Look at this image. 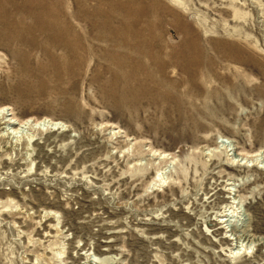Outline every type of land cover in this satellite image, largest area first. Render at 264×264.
I'll return each mask as SVG.
<instances>
[{"label": "rangeland", "instance_id": "rangeland-1", "mask_svg": "<svg viewBox=\"0 0 264 264\" xmlns=\"http://www.w3.org/2000/svg\"><path fill=\"white\" fill-rule=\"evenodd\" d=\"M1 1L8 29L53 20L87 37L80 76H58L66 53L47 39L43 54L0 38V108L43 125L30 143L0 141V264H264V0H161L139 52L112 42L111 0ZM178 26L245 90L214 96L156 75L179 62ZM109 52L148 78L114 85Z\"/></svg>", "mask_w": 264, "mask_h": 264}, {"label": "bare ground", "instance_id": "bare-ground-1", "mask_svg": "<svg viewBox=\"0 0 264 264\" xmlns=\"http://www.w3.org/2000/svg\"><path fill=\"white\" fill-rule=\"evenodd\" d=\"M150 1L152 2V4L145 5L143 0H119V1L111 0L108 6V10L112 12L116 8L117 12L120 14L119 26L116 28V30L111 36V40L116 46L128 48L134 50L135 52L140 51V49H137L138 46L137 33L138 32L145 33L144 30L142 29L143 21L155 15V13L158 12L161 13L164 10L163 9L164 5L162 4L161 0H150ZM171 3L178 8H181V10L184 9L182 3L177 0H171ZM141 4H144L145 8H143ZM172 8L174 9V7ZM108 10L106 11L109 12ZM110 12L107 16H103V17L109 18ZM164 15H166V13ZM136 18L139 21L138 23L137 21H135ZM7 20L8 17L5 14V2L0 0V38L1 36H5L6 38H9V40L22 42L24 44L26 43L30 47V50H37L38 52H42L43 54H47L48 50L37 44L38 41H40L42 38L49 40L56 47L59 46L61 49H63V51L66 53V58L60 57L56 59L57 64L60 67L62 66L60 69H63L60 73H58V76L71 75L70 73L71 69L75 70V72L72 75L77 76L79 75L78 72L80 73V70H82V67L86 66V65L85 66L81 65V62L83 58H86V55H81L75 51L77 50L78 47H81V44L83 42L86 41L87 33L85 34L81 33V35H76V39L71 41L68 37L65 36L64 33L61 34L58 30L55 29V24L52 23L53 20L51 22L46 20H41L40 27L31 26L30 29L23 32H20V30L23 29L24 26L20 27L17 31L8 29L9 25ZM178 27H179L177 28L178 32H180L182 37H184L185 39V41L183 39V41L185 42L183 45L184 47L182 46L184 48V50H182L183 53L181 52L178 54L179 62L177 63L166 62L165 64L163 63L162 65L155 67L152 70L153 72L154 71L156 72L155 73L156 75L158 73H162V77L168 79L171 84H173V82L177 84L178 81L181 83L184 81L190 84H194L196 85L195 89L197 90V92L200 91L214 96H223L229 94L231 91L240 92L245 90V88L242 86L243 82H240L241 75L237 73L235 70L231 69L226 75H221L222 73H220L219 71V69L221 68L219 62L216 61L201 62L203 53L206 56L209 55L206 53L204 49L201 48V45L198 42L199 38H192L191 40H188L187 35L184 33L185 27H183V29L180 26ZM6 28L7 31L5 30ZM32 30L38 33L37 34L34 33L33 35L29 34L31 33ZM16 34L19 35H17L15 38H10L11 35H16ZM0 48L6 49V47H2V46H0ZM49 53L52 52L50 51ZM106 56L109 59V61L111 62L113 61L116 65V68L111 69L109 72V75H111L113 78L114 85L120 84L122 81H129L130 82L129 84L133 85L138 80H143V77L148 78L147 73H145V69H146L145 66L143 68L137 66L138 64L131 61L130 58L127 57L126 55L124 54L117 55L115 52H109L106 54ZM64 68H68L69 70H64ZM170 68H174L179 71V79L172 78L171 77L172 75L171 76L169 75ZM231 73H233V77L228 75ZM151 75L154 76V74ZM208 77L220 81L222 84L227 85L228 90L225 89L219 90L216 88H212L211 90H208L207 87L203 85L205 84L203 82L208 81L207 80ZM199 80L201 83L199 82ZM9 112L10 111L8 109L0 108L1 143H4L5 141L11 142V140L12 141L16 140L15 142L19 143L23 141V139H25L24 137H27L26 139L28 140L29 143L32 142V138L34 136H32L30 132L34 130L36 131V129L38 130V128L43 125L42 124L32 125L30 121L27 123H20L18 121H14L13 119H10L11 117H13V114H9ZM50 125L55 128L59 124L51 123Z\"/></svg>", "mask_w": 264, "mask_h": 264}]
</instances>
